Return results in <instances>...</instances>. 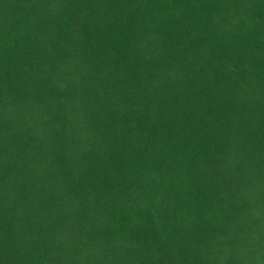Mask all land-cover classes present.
<instances>
[{"label": "trees", "instance_id": "trees-1", "mask_svg": "<svg viewBox=\"0 0 264 264\" xmlns=\"http://www.w3.org/2000/svg\"><path fill=\"white\" fill-rule=\"evenodd\" d=\"M0 264H264V0H0Z\"/></svg>", "mask_w": 264, "mask_h": 264}]
</instances>
